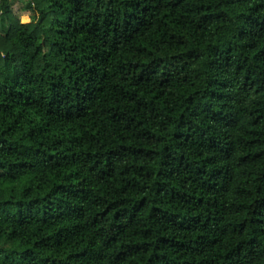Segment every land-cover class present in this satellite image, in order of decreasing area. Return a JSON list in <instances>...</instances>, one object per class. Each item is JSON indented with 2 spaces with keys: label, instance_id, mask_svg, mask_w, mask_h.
<instances>
[{
  "label": "trees",
  "instance_id": "trees-1",
  "mask_svg": "<svg viewBox=\"0 0 264 264\" xmlns=\"http://www.w3.org/2000/svg\"><path fill=\"white\" fill-rule=\"evenodd\" d=\"M0 264H264V0H0Z\"/></svg>",
  "mask_w": 264,
  "mask_h": 264
}]
</instances>
